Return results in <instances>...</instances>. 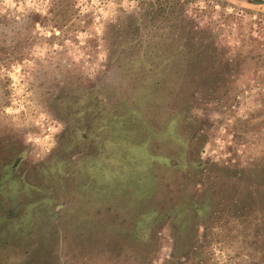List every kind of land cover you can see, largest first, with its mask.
Listing matches in <instances>:
<instances>
[{
  "label": "rangeland",
  "instance_id": "1",
  "mask_svg": "<svg viewBox=\"0 0 264 264\" xmlns=\"http://www.w3.org/2000/svg\"><path fill=\"white\" fill-rule=\"evenodd\" d=\"M0 264H264V0H0Z\"/></svg>",
  "mask_w": 264,
  "mask_h": 264
},
{
  "label": "trees",
  "instance_id": "2",
  "mask_svg": "<svg viewBox=\"0 0 264 264\" xmlns=\"http://www.w3.org/2000/svg\"><path fill=\"white\" fill-rule=\"evenodd\" d=\"M162 9H164V8H162ZM162 16V15H161ZM156 18V17H155ZM178 18V17H177ZM151 19H154V18H151ZM166 19H167V17H164L162 20H161V22H164V21H166ZM185 38H187V37H185ZM185 38H184V40H185ZM139 40V39H138ZM187 40H188V38H187ZM149 61H140V63H145V64H147ZM147 84V83H146ZM143 88L145 89L146 88V85L145 86H143Z\"/></svg>",
  "mask_w": 264,
  "mask_h": 264
}]
</instances>
